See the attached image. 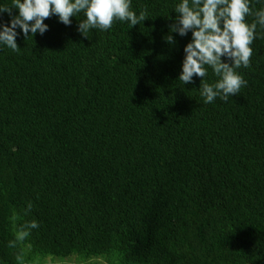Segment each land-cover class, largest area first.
Here are the masks:
<instances>
[{
	"label": "trees",
	"instance_id": "16d2710c",
	"mask_svg": "<svg viewBox=\"0 0 264 264\" xmlns=\"http://www.w3.org/2000/svg\"><path fill=\"white\" fill-rule=\"evenodd\" d=\"M177 2L132 0L141 25L88 38L83 14L51 16L0 47V264H264V38L237 70L247 85L206 104L198 77L177 78L190 34L163 39Z\"/></svg>",
	"mask_w": 264,
	"mask_h": 264
},
{
	"label": "clouds",
	"instance_id": "9594fccd",
	"mask_svg": "<svg viewBox=\"0 0 264 264\" xmlns=\"http://www.w3.org/2000/svg\"><path fill=\"white\" fill-rule=\"evenodd\" d=\"M259 5V7H256ZM15 10V11H13ZM168 34L163 37L168 45L176 44L173 34L190 38L183 45L180 71L177 78L183 85L200 79L199 94L206 104L217 98L227 101L237 95L247 81L237 70L250 66L251 45L264 38V0H178L173 7ZM7 14L8 19L4 18ZM76 31L88 38L92 29L106 31L114 21L128 24V28L141 25L148 18L146 10H133L132 0H11L0 2V47L19 52L17 38L43 36L49 25L45 20L56 16L65 26H71V17H79ZM249 17L252 21L249 22ZM260 30L258 32L257 30ZM209 69L214 79L209 82ZM33 205H27L26 215ZM37 220L15 224L10 249H21L32 231L38 229ZM18 264H27L22 253L16 256ZM36 264H39L37 261ZM63 264V262H62Z\"/></svg>",
	"mask_w": 264,
	"mask_h": 264
},
{
	"label": "rangeland",
	"instance_id": "374dc122",
	"mask_svg": "<svg viewBox=\"0 0 264 264\" xmlns=\"http://www.w3.org/2000/svg\"><path fill=\"white\" fill-rule=\"evenodd\" d=\"M60 259L57 257L46 256L42 260L39 261V264H57L59 263ZM63 264H84L81 260L76 258L66 259L62 261ZM97 262V264H108L105 261L98 259L97 261L94 259L91 263Z\"/></svg>",
	"mask_w": 264,
	"mask_h": 264
}]
</instances>
